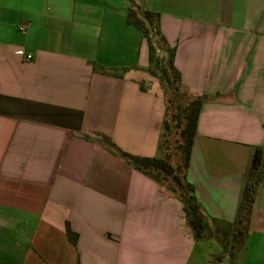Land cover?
I'll return each mask as SVG.
<instances>
[{"label":"crops","instance_id":"1","mask_svg":"<svg viewBox=\"0 0 264 264\" xmlns=\"http://www.w3.org/2000/svg\"><path fill=\"white\" fill-rule=\"evenodd\" d=\"M132 8L159 14L181 91L207 97L186 175L201 240L124 157L163 156L168 103ZM257 148L264 0H0V264H264V186L237 221Z\"/></svg>","mask_w":264,"mask_h":264},{"label":"trees","instance_id":"2","mask_svg":"<svg viewBox=\"0 0 264 264\" xmlns=\"http://www.w3.org/2000/svg\"><path fill=\"white\" fill-rule=\"evenodd\" d=\"M128 23L138 27L149 42V60L150 66L148 73L151 77L167 82V87L160 86L167 99L166 116L163 121V134L161 139L162 150L164 144L169 142L170 136L176 122V128L179 131L180 140L177 141L178 149L183 154L182 165L175 168V165L169 162V157H149L139 158L129 154H124L139 171L156 180V182L166 186L164 180H171L168 188L174 192V195L183 202L186 220L191 227L197 240L203 239L206 235L207 225L201 204L195 197V189L187 180V170L192 157V149L197 136V125L200 118V112L205 104L206 96H194L185 94L181 91L182 75L175 65V49L169 47L166 39L161 36L158 29L159 14L151 11L140 12L130 9L128 12ZM164 47V48H163ZM162 50L167 54L168 59L165 67L160 69L162 64L157 56V52ZM172 95L182 98L178 106L174 105ZM175 110V111H174ZM175 112L170 117L171 112ZM171 177V179H170ZM264 186V148H257L251 161V166L246 177L243 194L241 195L237 221L242 225H248L253 213L254 203L258 189ZM167 187V186H166ZM67 236L73 244L78 243V234L73 232L70 226H67Z\"/></svg>","mask_w":264,"mask_h":264},{"label":"rangeland","instance_id":"3","mask_svg":"<svg viewBox=\"0 0 264 264\" xmlns=\"http://www.w3.org/2000/svg\"><path fill=\"white\" fill-rule=\"evenodd\" d=\"M157 56H158V58H159L161 63H162V61H167V59H168L167 54L163 53L162 50H159V52H157ZM165 66H166L165 62H163L159 67L161 69V68H164ZM157 80H159V78ZM159 82L163 84V87L164 86L167 87V85H168L167 82L165 81V79L159 80ZM172 97H173L174 105H176V106H178V104L180 103L181 99H185L184 96L182 98H177L176 95H172ZM174 113L175 112L172 111L170 113V117H172V115ZM172 126H174V128H173V131H172V135L170 136L169 142L168 143L166 142L163 145L164 146V154L163 155L166 156V157H169V162L171 164L175 165V168H177V167L182 165L183 154L180 153V150L178 149L177 141L180 140V135H179V131L176 128V122H173ZM170 179H171V177H170ZM170 181L171 180L168 179V180H164L163 182H164V184L167 187H169L168 184H170ZM240 234L242 235V233H240ZM239 242H241L240 238H239ZM237 245H239V243H235V246H237ZM242 251L245 252V249H243Z\"/></svg>","mask_w":264,"mask_h":264},{"label":"water","instance_id":"4","mask_svg":"<svg viewBox=\"0 0 264 264\" xmlns=\"http://www.w3.org/2000/svg\"><path fill=\"white\" fill-rule=\"evenodd\" d=\"M239 236H240V237H239V238H240V241L242 242V237H241L242 235H241L240 233H239ZM241 242H240V243H241Z\"/></svg>","mask_w":264,"mask_h":264},{"label":"built area","instance_id":"5","mask_svg":"<svg viewBox=\"0 0 264 264\" xmlns=\"http://www.w3.org/2000/svg\"><path fill=\"white\" fill-rule=\"evenodd\" d=\"M29 58H31V56H29Z\"/></svg>","mask_w":264,"mask_h":264}]
</instances>
